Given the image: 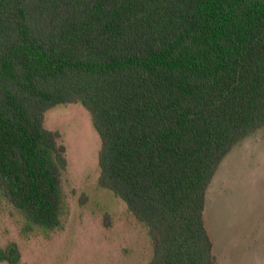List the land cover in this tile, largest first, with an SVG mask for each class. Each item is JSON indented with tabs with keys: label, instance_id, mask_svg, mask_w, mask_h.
<instances>
[{
	"label": "trees",
	"instance_id": "trees-1",
	"mask_svg": "<svg viewBox=\"0 0 264 264\" xmlns=\"http://www.w3.org/2000/svg\"><path fill=\"white\" fill-rule=\"evenodd\" d=\"M67 103L91 113L99 185L148 228V264H218L207 190L264 126V0H0V196L25 237L68 214L67 149L45 124Z\"/></svg>",
	"mask_w": 264,
	"mask_h": 264
},
{
	"label": "rangeland",
	"instance_id": "rangeland-1",
	"mask_svg": "<svg viewBox=\"0 0 264 264\" xmlns=\"http://www.w3.org/2000/svg\"><path fill=\"white\" fill-rule=\"evenodd\" d=\"M45 124L60 132L67 149L68 214L62 227L25 237L23 216L0 196V245L17 242L19 264H148L153 255L148 228L121 197L99 185L102 142L91 113L81 103L59 104L47 111ZM107 215L111 226L104 223ZM204 217L218 264H264V126L220 164Z\"/></svg>",
	"mask_w": 264,
	"mask_h": 264
}]
</instances>
